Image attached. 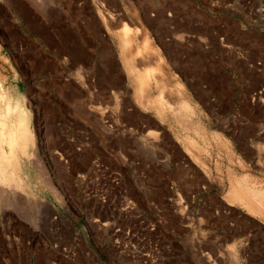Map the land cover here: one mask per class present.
I'll return each instance as SVG.
<instances>
[{"label": "rangeland", "instance_id": "374dc122", "mask_svg": "<svg viewBox=\"0 0 264 264\" xmlns=\"http://www.w3.org/2000/svg\"><path fill=\"white\" fill-rule=\"evenodd\" d=\"M191 16L202 23L196 36L162 41L165 24L181 29ZM124 23L133 67L159 71L164 84L163 93L153 75L152 103L126 72ZM158 40L193 57L180 69L194 82ZM211 75L228 78L212 102ZM0 79L39 142L36 158L21 156L0 182V264H132L123 237L135 221L154 225L137 231L169 247L166 264H240L244 252L264 264V207L243 196L264 192V0H0ZM133 101L165 129L131 130ZM95 157L120 170L134 206L86 199L80 174ZM234 181L248 191H232Z\"/></svg>", "mask_w": 264, "mask_h": 264}, {"label": "bare ground", "instance_id": "6f19581e", "mask_svg": "<svg viewBox=\"0 0 264 264\" xmlns=\"http://www.w3.org/2000/svg\"><path fill=\"white\" fill-rule=\"evenodd\" d=\"M101 13H103V12L100 11V14ZM100 18H102L101 20L103 21L104 26L106 25L107 28H110V26H112V24H113V21H111L112 19L110 21L107 20L103 16V14H101ZM118 31H120L119 35H120V39H121V43H122L121 48H122V51H123L122 53L124 56V58H123L124 63H125L124 66H126V68L128 70L126 72H128V74H129V79L132 81V83L135 86L136 95L139 98L146 100L147 103H150L152 100H151V98L148 97L149 95H147V91L149 89V86L152 83L150 80H151V78H152V80L154 79V77H153V75H154L155 78L160 77V78H158V80L160 79V81L162 82L161 76H159V75L156 76V74H158L159 71H158V73L156 72V70H152L150 72L146 69L144 72L143 71L142 72L140 71L141 73L137 72L135 70V68L133 67V64H132V59L136 58L135 55H133V52H134L133 41L135 39L134 35L131 32L127 23H124L122 30H118ZM147 45H148V41L146 40L144 42V46L147 47ZM139 51L140 50H138V52H136V54L142 55V52H139ZM139 57H141V56H139ZM151 69H153V68H151ZM157 78L155 81H157ZM156 83L158 85L159 91L164 88V84L162 86V85H160V83L158 81ZM162 92H163V90H162ZM149 99H150V102H148ZM155 100H158V99H155ZM153 103H155V102H153ZM27 113L28 112H26L25 107H24L23 103L21 102V100L18 97L14 96L10 92L9 88L6 89L4 83L0 79V182H2V183H6L4 181V179L6 178V176H8L9 173L10 174L14 173L15 170H14L13 166L15 163H17V161L20 162L21 156L25 155L26 157L31 158V161L33 160L32 157L36 158L35 154L37 153V151H36L37 148H35V147L37 145L38 139H34V135H33L32 131L29 130V127H28L29 123L26 119ZM35 138H36V136H35ZM34 142H35V146H34ZM32 146H34L33 149H32ZM16 171H15V173H16ZM4 176H5V178H4ZM12 176H14V174ZM6 180H7V178H6ZM20 184H21V182H20ZM52 187L53 186H51L50 188H52ZM230 188L232 189V191L237 192V194L240 192L243 193L244 189H246V188H243L242 184L237 183V181H234V183H232ZM1 189L4 190V189H6V187L0 188V195L2 196V194H1L2 190ZM51 190H53V188ZM250 190H251V192L249 191L250 192L249 194H245V192H244V195H243L244 198L247 199V201L245 199H242V200L246 201L248 204H250L253 207H254L253 204H255L256 207L259 205V206H261V208H263L264 207V195L262 194L263 190H262L261 194H259L257 192L252 194L253 193L252 191H254V190H252V189H250ZM55 193H57V196H59V192L56 191ZM233 194H231V195H233ZM1 196H0V198H1ZM253 207H250V208H253ZM259 208H258V211H261V210H259ZM262 211H264V210H262Z\"/></svg>", "mask_w": 264, "mask_h": 264}, {"label": "built area", "instance_id": "2783aa9c", "mask_svg": "<svg viewBox=\"0 0 264 264\" xmlns=\"http://www.w3.org/2000/svg\"><path fill=\"white\" fill-rule=\"evenodd\" d=\"M80 179L84 184V194L86 199L97 200L102 206L112 209L114 201L118 198L126 202L128 206H134L135 203L131 199L127 191V185L123 179V175L119 169L111 166L100 157H95L91 161L88 171L80 174ZM144 224V230L151 232L154 230V225L141 222L127 223L124 239V248L127 252L124 256L133 260L132 264H166L165 261L169 259L166 252L161 249H168L166 246H158V240H152L150 237L138 233V224ZM130 224L132 228L130 227ZM134 224V225H132ZM134 226V227H133ZM116 231H120L119 228ZM137 231V232H136ZM136 233V234H134ZM248 242H245L247 244ZM116 247L119 242L115 239ZM152 248V251L149 249ZM149 261V262H148ZM240 264H262L258 261H251L249 253H242V260Z\"/></svg>", "mask_w": 264, "mask_h": 264}, {"label": "crops", "instance_id": "0c3cea01", "mask_svg": "<svg viewBox=\"0 0 264 264\" xmlns=\"http://www.w3.org/2000/svg\"><path fill=\"white\" fill-rule=\"evenodd\" d=\"M184 28H178L177 25L172 23H167L165 24V29L167 31L168 29V33L164 34V36L162 37V41L164 39L163 42H170L172 40V38H175L176 33L181 34V32L185 35H193L196 36L198 34V31L202 28V23L198 22L195 18H193L192 16L188 18V23L183 24ZM201 33V32H199ZM204 37H207V35L205 34ZM161 39V38H160ZM161 40H158V44L157 47L161 50L162 55L165 59V61L167 63H169L171 65V67L173 68L174 72L177 73V75L181 78L182 81L184 82H191V81H195V80H191L194 79L193 77H190L189 80L186 79V75L183 74V72H181V67H180V63L182 61H191V59L193 58L190 54L188 55H182L181 51L177 50V52H170L168 50H166L165 47V43H162ZM189 64V63H188ZM190 66V65H189ZM227 80L228 78L225 76H217V77H213L212 75L208 77V79L205 80V82H203V87L204 90L208 93L207 97L210 100V102L212 101H218L219 97L217 96L216 93H213L214 90L216 91L218 88L219 89H223V85L227 84ZM264 90V85L263 83H259L256 85V91L258 93H262ZM131 116L133 117V120H131V124L129 123V126L131 130H141L144 128L149 129H155L158 127H161V129H165V125L167 124L166 120L164 118L159 117L156 114V111H154V109L150 108V109H139V107L136 105V103L131 104ZM154 111V113H153ZM163 116V115H162ZM134 126V127H133ZM156 126V127H155ZM254 139V138H253ZM253 139L249 140L252 141ZM232 206H235L234 204H230ZM246 212V211H245ZM251 218L254 220H258L260 221L258 218H256L255 216L251 215ZM232 222H228L227 226H231Z\"/></svg>", "mask_w": 264, "mask_h": 264}]
</instances>
